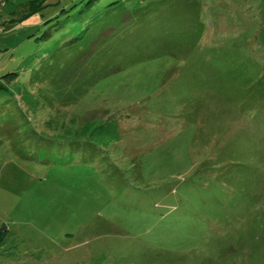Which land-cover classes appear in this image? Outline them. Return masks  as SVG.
<instances>
[{"label": "rangeland", "instance_id": "374dc122", "mask_svg": "<svg viewBox=\"0 0 264 264\" xmlns=\"http://www.w3.org/2000/svg\"><path fill=\"white\" fill-rule=\"evenodd\" d=\"M43 1L0 0V264H264V0Z\"/></svg>", "mask_w": 264, "mask_h": 264}, {"label": "trees", "instance_id": "16d2710c", "mask_svg": "<svg viewBox=\"0 0 264 264\" xmlns=\"http://www.w3.org/2000/svg\"><path fill=\"white\" fill-rule=\"evenodd\" d=\"M44 1L42 2V4L44 3ZM97 2H98V0H89L87 2V5H89V7H91V6L95 5ZM36 6L37 5H35V2L30 4V9H29L30 10L29 11L30 14H32L35 11ZM38 7H40V5ZM24 18H26V17H23L22 19H24ZM5 236H6V230L1 228L0 229V245H2V242H3L4 238H5Z\"/></svg>", "mask_w": 264, "mask_h": 264}]
</instances>
